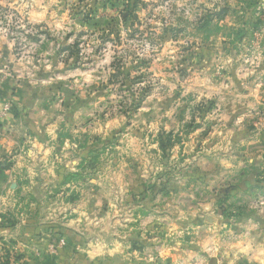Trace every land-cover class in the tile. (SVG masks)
Wrapping results in <instances>:
<instances>
[{
    "label": "rangeland",
    "instance_id": "1",
    "mask_svg": "<svg viewBox=\"0 0 264 264\" xmlns=\"http://www.w3.org/2000/svg\"><path fill=\"white\" fill-rule=\"evenodd\" d=\"M0 264H264V0H0Z\"/></svg>",
    "mask_w": 264,
    "mask_h": 264
}]
</instances>
